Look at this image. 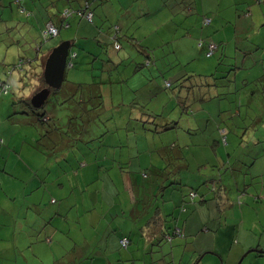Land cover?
Instances as JSON below:
<instances>
[{
    "label": "rangeland",
    "instance_id": "374dc122",
    "mask_svg": "<svg viewBox=\"0 0 264 264\" xmlns=\"http://www.w3.org/2000/svg\"><path fill=\"white\" fill-rule=\"evenodd\" d=\"M27 1L29 2L28 9L34 10L35 12L38 10L42 11L43 14L41 17L46 20V9L40 1H43V3L46 1L47 5V0H34L35 6H33V0L31 2L29 0H20V5H24ZM167 1L168 0H120L121 6L115 1L118 9H121V7L125 5L133 4L132 9L129 8L128 12H135L136 15L133 16L139 17L135 23L128 24L131 26L128 28L131 29L135 36V42L130 45L127 40L120 37L117 41L122 48L118 51L113 49L112 44H110L113 40L106 31L97 35L96 40L98 43L92 38L95 32L94 26L98 25L99 20L97 15H100L101 7L106 5L112 11L116 9L114 2L111 0L102 2L93 0L91 2L88 11L92 13L90 22H93V24L87 23L81 17L68 18L62 22L63 25H60L59 22L55 24L59 31L58 35L49 39L41 37L40 31L33 28L36 27L33 23L30 26L23 20L24 16L21 17L19 5L15 0H0V62L4 61L6 63L0 65V76L5 73L8 63H13L17 57L33 58L35 56L34 50L38 47L42 48V52H46L48 49L56 47L60 41L70 40L74 42L72 51L76 53V58L74 60L75 68L65 69V76L68 81H63L61 86L53 94H49L45 103L39 109L40 112L44 111L50 120L38 128L34 125L29 126V123L26 124V122H31L33 115L20 114L22 107L17 104V101L20 98L28 96V90H30V88H28L27 85H23V88L21 87L22 83L19 80L20 73L18 69L13 72L11 77V88H9L8 93L6 95L0 93V138L3 140L5 139L6 142L7 137L12 135L14 138L13 143L7 146L9 148V154L4 155V159L8 161H6L7 171L2 172V169H0V248H11V250L17 248V243L21 242L19 241V237L21 235L23 221L26 226L27 221L31 222L32 220H36V222H43V219L49 221L55 216L52 223L64 230L63 224L58 223L59 214L66 215L68 220L73 222L80 216L78 211H83L85 199L93 203L95 193L85 197V192L80 189V185L82 187L85 185V182L82 181L81 174L86 171L79 168L76 162V159L82 156L78 153L81 149L65 152V143L55 141L57 139L62 141V139H64L63 137H69L71 143L75 142V131H69L70 121L72 122V126H78L82 123V125L88 124L94 128L101 126L100 119L97 117L92 120L88 119L87 123L86 121L84 123V121H82L83 119L79 117L83 113V108L79 103L80 99H86L91 92L95 94L99 91L104 96V105L107 110L111 109L109 101L111 102V100H114L117 103L118 100L122 99L124 102L134 103L128 106L134 105L141 110V114H144V116H146L148 112L156 114L162 113L164 118H159L157 123L161 122L163 119H174L178 122L177 129L175 128L153 134V136L149 133L146 143L141 135L135 136L133 134V142L129 149V154L131 158L133 154H136L137 157L132 158L129 163L123 164L124 167H130L132 171L138 172L146 168L149 165V151L154 150L159 145L163 146L161 152L169 157L172 149L177 150L179 147L195 145V143H201L205 140L207 141L206 143L209 144L206 147L209 149L211 155L210 160L206 162H212L214 151L210 146L216 145V142L223 143L221 130L225 129L224 136L227 138V145L223 144V146L221 143L220 146L216 147L218 148V154H221L225 160L223 170H225L226 173H219L217 178H219V176L221 177V185L224 184V180H229V188L223 194L225 197H228V200L222 198V203H220L218 207V205L216 206L214 204L215 202L217 203L218 193L215 191V193L213 191L208 193L206 186H200L208 183L211 185L214 184L210 181H208V183L207 181L204 182L203 174H205V171L209 173L212 168H218L220 160L219 157L216 156L217 159H215V163L205 165V167H202L199 171H195L191 180H182L184 186H181L179 189L171 190L168 188L164 190L162 193V198L164 200L163 204L167 206L168 210H172L175 215L179 214L181 210L178 208L180 200L191 188L195 187V190L197 189L200 194H204V203L198 201L199 197L193 201L194 205L201 206V209L197 211V218L196 213H193L192 210L193 204L186 206V208L191 209L189 214L192 215L193 213V220L188 226L191 234L202 235L207 232L210 235H215L218 231L219 238L216 247L225 250L228 248L227 239L230 233L234 234L236 231L235 222L232 221L230 217L233 214H237L238 211L243 210L247 213L244 228L252 230L251 234H247L248 237H252L256 242H264V234H262L260 228L252 225L254 220L258 221L264 218V209L262 207L264 197L255 201L253 200V195L240 196L238 191L235 190L236 187L242 183L245 169L239 162L244 159H250L252 160L251 162L256 160V164H259L264 158V141L260 144H253V141L264 140V93H260V89L262 88L257 80V77L262 72V68L259 67L258 69V66L253 64V61L257 59L255 56H248V58L244 56L247 54L260 57L259 54L264 48L261 49L258 45H264V36L262 33H254L253 27H246V31L244 32L243 27L239 26L241 20L245 19L247 16L245 12L251 7L247 8L249 5L245 6L244 4H237L234 6V0H204L206 6L203 10L198 7V0H195V4L190 1L184 2V0H170V2L172 1V4L175 5L173 11L176 12L172 22L152 27L156 22L163 21L164 17L159 7L161 5L160 2L166 3ZM220 2L222 5L219 8V12L230 20L231 26L209 27L200 25L201 16L207 15L210 17L208 14L201 13L208 10L218 11V4ZM62 7L63 5L60 6V10L64 8ZM190 7L193 8V12L188 10ZM196 8H200L201 13L196 12ZM165 10H168V7H165L162 12ZM147 12H149V15H147ZM36 13L38 15L41 14V12ZM128 17L130 18V15ZM165 18H169V16H165ZM19 20L20 22L18 23ZM222 22H220L219 25L226 23L224 20ZM225 25L227 26V24ZM41 27H43V24ZM104 36H106V38ZM40 41H43V43ZM199 41H202L201 47H198ZM210 41L219 45V47L208 57L206 56V51L207 43ZM106 42H109V44H105ZM256 46H258L259 49H257ZM125 54L128 55L124 56ZM116 55L119 57L123 55L127 60L129 59L131 61V69L136 66V63L144 64V67L130 77L128 84L124 85L122 91L117 85L111 86L109 89L104 86L101 90H98L97 87L90 86L88 87V92L85 90L78 91L72 89V82L82 83L89 81L91 71H88V63L92 60L91 56L96 57V60H105L110 58L116 59ZM147 55L150 56L154 63L149 67L144 63ZM100 67H102V63L99 61L94 66L95 70H92L93 73L97 74V72H99L98 68ZM109 67V65H105V68ZM126 68V71H124L122 75L128 72L127 70L130 68L129 65H127ZM235 71L236 73L233 78H235V87L238 91L227 97L225 101L213 100L214 102L211 101L209 104L202 105V109L209 111L207 115L212 116L209 120L208 118L204 119L202 117L195 120V117L205 114L198 111L199 104L197 103L191 105V111L189 109L188 113L182 112V106L177 104L176 96H186V92L182 91L178 93L177 90L171 89L177 84L178 80L181 82L183 78L189 76V81L193 82L195 81V77H199V75H208L211 73L223 74L226 72L233 74ZM115 79L116 77L114 75L112 80L115 81ZM168 82L171 83V88L168 87ZM130 89L136 90L133 93ZM250 90H253L254 93L258 95L249 100L246 93ZM108 92H111V94H108ZM233 98L236 99L234 104L236 109L239 110L242 116L247 115V122H241L240 119L242 116L237 117L235 113L231 115L228 112H223V110L226 111V109H235L234 105L229 103V100ZM13 103L16 104L14 107ZM128 106L125 107L129 110L134 107ZM217 115L221 116L220 119H223V123L219 121ZM70 118L72 120H70ZM226 118H229V120L226 121ZM256 118L261 119L260 124L263 125L261 128H259V122L256 121ZM207 120L208 122H206ZM3 122L9 125V127L13 126V130H11V128L6 129V131L5 128L1 130ZM120 123L124 124V121ZM127 125L128 127L134 126V128H136L137 122L135 120H130L127 122L126 126ZM49 126H56V128H58L53 132H57L56 137L60 136L59 138H50L49 135L46 134V131H49ZM219 128L220 130H218ZM189 129L195 130V132H189ZM102 131V129H98V132ZM115 133L112 134V139L106 134L101 143L108 144L109 140L113 141L115 139V136H122L119 133ZM35 137L38 142L33 141ZM107 137L109 140H107ZM49 143L50 145H48ZM93 143L98 144V141L96 140L92 142V144ZM2 145H6V143ZM101 149L102 147L99 151H101ZM36 151H38V153ZM49 152H53V154L49 155ZM28 153L31 155H28ZM61 153L72 160L74 167L77 169V172H79V181H76L75 178L71 179V168L66 163V158L59 156ZM19 154L22 155L23 161L27 160L25 165L29 164L31 169L41 170V172L44 170L43 173L48 169V166L54 164L47 181L48 187L54 172L62 174L64 179L63 187L58 191L61 192V194L59 195L57 191H55L54 196H48L49 198L54 197V200L57 201L66 197V208L60 210L62 213L59 212L57 215H54L59 211L57 208L58 203L48 204L50 207L47 212L37 210L35 207L31 206V204L27 203L23 197L21 198V195H18L19 191H15L14 188H8L11 186L9 184L12 183V179H14L8 171L15 162V158H19ZM1 155L2 152H0V157ZM48 157L51 158L48 159ZM169 162L168 160L167 163ZM196 163L195 161V166ZM252 170L253 173H259L261 169L259 167H253ZM31 174H34V172ZM230 174L231 176H229ZM14 177L17 178L20 177V175H14ZM3 178L5 181H3ZM17 180L18 179H14V184L19 183ZM71 182L74 184H70ZM72 187L73 189L75 188L74 194H71ZM6 194L9 195L5 197L4 195ZM46 194L47 192L45 193V197ZM134 196L135 199L129 200L130 206H133L134 202L142 203L145 201L143 196H150V193L145 191V188L140 187L139 189H135ZM214 199L216 200L214 201ZM159 200L161 201V199ZM101 202L103 203L102 199ZM21 211L22 217H20ZM99 211L98 208H95L86 212V214H96ZM217 211L220 213V216L217 215L219 214ZM84 215L85 214H82L83 217ZM209 216V220L207 219L203 222V220ZM184 218L185 214L177 219L175 222L176 226L183 228ZM112 220L114 224L118 225L117 220L114 219V215H112ZM120 220L123 221L122 218ZM47 226H50V224L48 223L45 227L47 228ZM72 226L74 227L72 237H79V229L75 225ZM43 227L42 224L39 225L38 230L46 229ZM125 227L127 228L126 224ZM75 228L77 230H75ZM34 231L31 237L25 236L23 239V243H26L28 247L30 246L31 240H34L32 239ZM13 234H15V241L14 245L11 247V237ZM121 234H123L121 231L117 232L115 239ZM125 235L133 236L129 233V229L125 231ZM36 236L35 234L33 235L35 239ZM38 237L39 236H37V240ZM205 240L206 239L202 237H198L196 238L195 245H202L205 243ZM155 243L156 241H153V244ZM137 244L143 254L145 251L144 248L148 250L151 246H146L144 240L134 234L128 251H125V249L120 251L118 247L117 251L121 255L130 256L132 253L140 251L137 250L135 246ZM210 244L212 245L213 243L211 242ZM100 248L102 249V245H100ZM169 250L170 244L168 242L164 241L160 243L159 246L154 245L153 251H160L159 260L154 264H170ZM189 251L190 247L185 245L184 253L188 254ZM14 256L15 255L12 256L10 253V257H7L8 264H11ZM207 257L210 258L209 256ZM84 258L85 257L77 256L73 258V261L78 264L82 262ZM116 258L120 260L119 255ZM164 260L165 262H163ZM120 264L123 263L120 261ZM135 264H143V262L139 259ZM144 264L149 263L145 262Z\"/></svg>",
    "mask_w": 264,
    "mask_h": 264
},
{
    "label": "trees",
    "instance_id": "16d2710c",
    "mask_svg": "<svg viewBox=\"0 0 264 264\" xmlns=\"http://www.w3.org/2000/svg\"><path fill=\"white\" fill-rule=\"evenodd\" d=\"M17 4L19 5V13L21 14V17H23L26 21L27 24L31 26L33 23L36 27H33L34 29L40 31L41 37L45 39H49L51 37L49 36H44V31L46 29V26L48 24L53 25L54 27L57 28V25H61L64 20L71 18V17H81L83 18L84 21H86L89 24H93V22H90L86 20L83 17V13L88 10V8L91 5V2L93 0H47V5L46 1L43 3V1H40L46 9V14H45V19L44 20L42 16V11L38 10L36 12H41L40 15H38L34 10L28 9V4L29 2L27 1L24 5H20V0H15ZM30 2L32 0H29ZM60 1V3H59ZM97 1H105V0H97ZM260 2V0H257ZM63 5V9L60 10V6ZM65 5V6H64ZM22 6V7H21ZM31 6V5H30ZM33 6H35L34 0H33ZM31 8V7H30ZM87 9V10H85ZM85 10V11H84ZM175 13V11L169 13L170 20L173 19L172 14ZM47 15V16H46ZM202 18V25L203 26H208L210 23L211 19L209 17H201ZM209 19V23L205 24L204 20ZM98 25L94 26L95 27V32L93 33L92 38L98 43L96 40L97 35L100 33L105 32L106 30H111L108 35L110 38L113 40L112 47L114 50L120 51L122 46L119 44L117 39L120 37H123L125 40L129 42L130 45L134 43V35H127L125 37V34H120L118 32V29H115L114 27H104L100 22L101 19L98 16ZM20 20L18 21V23ZM163 23H169V22H161L159 25ZM43 24V27L41 25ZM46 25V26H45ZM58 25V26H60ZM63 25V24H62ZM158 25V26H159ZM41 27V28H40ZM105 28V29H104ZM58 30V28H57ZM59 32V31H58ZM58 35V34H57ZM56 35V36H57ZM55 37V36H54ZM43 40V39H42ZM201 40V39H200ZM43 43V41H40ZM63 41H60L61 43ZM100 42V41H99ZM69 49H68V56L66 59V68H75V58H76V53L72 51V47L74 42L69 40ZM109 44V42L105 43ZM214 44L215 48L210 51L209 45ZM202 41H199L198 47H201ZM218 45L213 43L212 41L207 43V51H206V56H211L213 52L218 48ZM53 48L48 49L45 53L42 52V48H37L34 50L35 56L33 58L31 57H17V59L14 60L13 63H8V67L5 70V73L0 76V93H4L6 95L9 91V88H11V77L13 75V72L18 69L19 71V80L22 83L21 87L23 88V85H27L30 90H28L29 95L23 98H20L17 101V104L22 107V110L20 114H26V115H33V119L31 122H26L29 126L34 125L35 127H39L49 121L50 119L47 117L46 113L44 111L40 112L39 109L43 106V103L41 107L39 108H34L31 103H30V98L32 95L37 93L39 90H41L44 87H47L46 83L44 82L43 79V67L45 60L49 53L51 52ZM44 53V54H42ZM42 54V55H41ZM128 54H125L126 56ZM123 55L120 57L116 55V59L110 58V59H105V60H96L94 56H91L92 60L88 63L89 68L88 71L90 72V78L88 82H82V83H75L72 82L71 84L72 89L74 90H85L88 92V87L94 86L97 87L98 90L103 89L104 86H106L107 89L111 86H118L120 87L121 91L123 90V87L125 84H128V81L130 77L137 73L142 67H144V64H135L136 66L131 69V61L126 59ZM97 61V62H96ZM102 63V67L98 68L99 72L97 74H94L92 70L94 69V66L98 62ZM68 63L70 66H68ZM144 63L147 64V67H149L151 64H154L150 58V56H146ZM6 64L4 61L0 62V65ZM109 65V68H105V65ZM129 65V69L127 70L128 72L125 75H122L124 71H126V67ZM236 71L231 74L230 72H226L223 74H208V75H199V77H195V81H189V76L183 78V80L180 82L178 80L177 84L174 85L173 87L170 85L171 83L168 82V87L171 89L177 90V92L181 93L182 91L186 92V96L183 95L182 97L176 96V102L178 105L182 106V112L188 113L189 109L191 111V105L194 103L199 104V109L198 111H201L202 113H205V109H202L203 104H209L211 101H225L227 97L233 95L238 91V89L235 87V76ZM115 75L116 79L115 81L112 80V77ZM261 75V74H260ZM258 76L257 80L259 85L261 86L262 89H260V93H264V79H262V76ZM105 76V77H103ZM202 77V78H201ZM63 81H68L66 79L65 73L63 77ZM62 81V82H63ZM71 82V81H70ZM131 92H135L136 89L132 90L130 89ZM56 91V89H50V94H53ZM112 92V91H111ZM111 92H108V94H111ZM258 94H255L253 90H250L246 93V96L250 99L253 97L257 96ZM190 97V98H189ZM193 98V99H192ZM213 101V102H214ZM174 102V103H176ZM236 102V99L233 98L229 100V103L234 105ZM16 103V102H15ZM13 103V107L16 105ZM80 105L82 106L83 113L79 117L83 119L82 121H88V119L92 120L95 119L96 117L100 119L101 126L94 128L88 124L85 125H74L72 126V122L70 121L69 125V131L73 132L75 131L76 136H75V142L71 143V139L69 137H63L62 141L59 138L60 136H57L56 131L58 128L56 126H49V131H46V134L49 135V137L57 139L55 142L59 143H65V152H69L70 150L73 151L81 149L79 154L82 156L78 159H76V162L79 165V168H87L90 167L93 170L99 172V170H104L106 172H113L114 171H120L121 174H127V177L131 179V181H134L137 183L136 185L132 186L131 190L129 189L130 197L131 199H135L134 196V191L135 189H139L140 187L145 188V191H148L150 193V196H143L144 200L142 203H137L134 202V205L137 206L138 210L140 211V208H142L144 205L145 207H148L150 204L155 205L157 204L158 200L160 203H163L164 200L162 198V193L163 190L170 187L172 190L174 189H179L183 185V181H188L193 178V175L195 174V171H199L202 167H205V165H209L206 161L210 160L207 159L211 158V155L209 153V149L206 147L209 144L206 143L207 141L204 140V142L201 143H195V145H190V146H183L179 147L177 150L172 149L171 154L169 157L167 155L163 154L161 151L163 149L162 145H159L157 148L154 150L149 151V165L146 168H143L140 171H132L130 167H124L123 164H127L130 162L132 158L137 157L136 154H133V157L131 158L129 154V149L131 148V144L133 142V134L135 136L141 135L142 139L147 142V136L150 133L151 136L153 134L161 133L167 130H172V129H177L178 128V122L174 119H169L165 120L163 119L161 122L157 123L159 118H164L163 114H156L152 112H148L146 116L144 114L142 115L141 110L136 108L134 106L132 109H128L125 106H128L129 104H134L130 102H124L122 99L118 100L117 103L114 100H111L110 107L111 109L107 110L106 106L104 105V96L103 94L99 91L97 93L91 92L89 94V97L86 99H80L79 101ZM216 104V103H215ZM218 104V103H217ZM128 106V107H130ZM235 107V105H234ZM224 113H229L233 115L235 113V116L241 117V113L239 110L236 109H226V111L223 110ZM216 113V112H215ZM263 113V112H262ZM107 114V115H106ZM106 115V116H105ZM262 115V114H261ZM260 115V116H261ZM1 117V116H0ZM219 118V121L223 123V119H220L221 116L217 115ZM208 118V116L206 117ZM204 118V119H206ZM198 117H195V120H198ZM70 120H72L70 118ZM130 120H135L137 122L136 128L134 126L128 127L126 126L127 122ZM209 120V118H208ZM208 120L206 122H208ZM229 120V118H226V121ZM241 122H247V115H243L241 117ZM121 121H124L123 123H120ZM256 121L259 122V128H261L263 125L260 124L261 119L256 118ZM4 123V122H3ZM2 123V125H3ZM130 123V122H129ZM3 127H1L2 129ZM8 128H11L13 130V126L8 125ZM7 128V129H8ZM98 129H102V132H98ZM220 130V128L218 129ZM224 130H221L222 132V142H216V145H212V150L214 151V154L212 155V159H217L216 156H218V146L225 144L227 145V138L224 136ZM6 131V129H5ZM122 131V132H121ZM189 132H195V130H188ZM53 132V133H52ZM116 132V133H115ZM51 133V134H50ZM121 134L122 136H115V139L113 141H110L109 138L107 137V140H109L108 144H102V139L104 136L107 134L110 136L112 139V134ZM228 134V132H227ZM36 138V137H35ZM49 138V139H50ZM69 138V139H67ZM145 138V139H144ZM7 140H3L0 138V146L4 143H6L5 147L6 149H9L7 146L12 144L14 141L13 136L7 137ZM11 140V142H10ZM98 141V144L93 143L94 141ZM264 140H256L253 141L255 142H263ZM35 142H38L36 139ZM253 143V144H254ZM23 144V143H22ZM92 144V145H90ZM50 145V143L48 144ZM217 146V147H216ZM224 146V145H223ZM76 147V148H75ZM102 147L101 151L99 149ZM111 148V149H110ZM38 153V151H36ZM216 152V153H215ZM76 153V152H72ZM157 153V154H156ZM53 154V152H49V155ZM221 155V154H220ZM59 156H63L66 158V163L69 165L70 169V175L71 179L75 178L78 176L79 172H77V169L74 167L72 160L68 159L65 154L61 153ZM19 163L23 161V159H20L19 155ZM170 161L167 163V161ZM7 160H3V165H6ZM195 161L196 166H195ZM8 162V161H7ZM224 162L225 160L222 159L220 161V165L218 168H212L216 170L217 174L214 176H204V182L210 181L211 183H214L213 185L211 184H205V185H200V186H206V190L209 193L210 191H215L218 193V195L224 194L226 191L224 190L225 185H221L220 183L222 182L221 177L217 178L219 173H226L224 169ZM237 162V161H236ZM7 166V165H6ZM13 166V165H12ZM5 167V166H4ZM3 169V168H2ZM3 172V171H2ZM34 170V173L41 175L43 172ZM231 176V174L229 175ZM214 177V178H210ZM37 180V177H35ZM15 179V178H14ZM18 179V189L24 188L25 193H24V199L27 200L29 204L33 207H37L39 210H44L45 208L49 207L48 204H56L58 203V209L59 211L57 213L61 212L60 207L66 208V197L63 199L54 200V197L49 198V195H53L51 193L55 192L59 189V187L63 184L64 179L62 174L59 173H53V177L51 179L50 185L41 187L37 186L36 184L33 183V180L29 179ZM78 179V178H75ZM210 179V180H209ZM183 180V181H182ZM14 184V183H13ZM41 185V184H39ZM17 187V185H16ZM9 188V187H8ZM24 191V190H23ZM22 191V193H23ZM71 194L75 193V188L71 190ZM18 192V191H17ZM46 194V197H42V195ZM191 192H193V196L191 195ZM214 192V193H215ZM70 193V192H69ZM211 193V192H210ZM9 194L4 195L7 197ZM18 195H21L20 192ZM41 197V198H39ZM187 197V198H186ZM199 197V202L204 203V194H200L197 189L195 190V187L191 188V190L186 194L183 195V198L180 200V204L178 206L180 210V213L175 215L174 213L166 215V217L162 218L161 221L156 217L160 211L159 205H156L153 210L151 211L150 216H146L144 218L141 217H132L131 218V230H129L130 234H138L137 236L144 240L146 246H150V248L147 250V248H144V254L142 253L141 249L139 248V245H135L137 250H140L139 252L132 253L129 257L132 259L131 256H136L140 255H145L146 250L153 252V246H159L160 243L162 242H168L170 244V249H171V242L176 239V238H185L184 233L182 232V229L176 224H172L173 222H176L177 219L180 218V215L182 213H186L187 205H192L194 204V200H196ZM255 201L262 199L257 196H253ZM22 198V196H21ZM38 198V199H37ZM36 201V202H35ZM64 203V204H63ZM142 206V207H141ZM136 210V214H141L142 212H138ZM81 214V212H80ZM147 214V213H145ZM63 217V218H62ZM55 216L52 217L54 219ZM59 218L62 219L63 222V237L62 241H64V244L66 246H61L60 251L68 252L70 249L68 245H72L70 238L72 237V234L74 232V227L72 225H77L78 219L74 220L73 222H70L67 218L66 215L64 214H59ZM51 219V220H52ZM43 221L42 225L45 227L48 223L50 226H47L46 229H40L38 230L39 227H30L29 230V237H31L32 232L34 231V234L39 236L37 240L33 237V241L31 240L30 246L28 247L26 243H23L22 247L18 248V250H13L11 252L7 253V256L10 257V253L15 255L13 257V260L11 261L12 264H56L59 260L60 257L54 256L53 255L55 251V246H53V242H50V238H52L51 233H48L46 230L50 229L51 232L55 233L56 235H61L59 233H62V231L54 224L52 221ZM124 220H129L126 216H124ZM255 226V225H254ZM43 227V228H44ZM180 229L181 232L179 234L176 233V229ZM259 228H261L259 226ZM75 230H77L75 228ZM43 232V234H42ZM76 232V231H75ZM252 230H249V233H251ZM77 233V232H76ZM158 236V238H156ZM118 240V249L120 251H128L129 245L132 242L133 236L131 235H125V232L121 234ZM125 240V243L122 244V241ZM156 240V243L153 244V241ZM74 248V247H73ZM183 249V246H182ZM170 250H169V255H170ZM261 254H264L262 252ZM188 255H191V251L188 252ZM134 258V257H133ZM139 258V257H138ZM130 259H128L127 262ZM49 262V263H45Z\"/></svg>",
    "mask_w": 264,
    "mask_h": 264
},
{
    "label": "crops",
    "instance_id": "0c3cea01",
    "mask_svg": "<svg viewBox=\"0 0 264 264\" xmlns=\"http://www.w3.org/2000/svg\"><path fill=\"white\" fill-rule=\"evenodd\" d=\"M105 1H108V0H105ZM111 1L114 2V6H116L115 1L121 6L120 0H115V1L111 0ZM185 1H190L191 3L195 4V0H184V2ZM160 4L161 5L159 9L161 10V13L163 14L164 19L163 21L156 22L152 27H157L161 22H172L173 20V19L170 20V16H169V13L173 12V7L175 6L172 4V1L170 2V0H168L166 3L160 2ZM233 4L234 6H236L237 4H244L245 6L249 5L247 6V8L251 7L249 10L245 12V15L247 16L245 17V19H242L240 22L241 24H239L240 27H243L244 32L246 31V27H253L254 33L255 32L258 34L262 33L264 36V0H260V2H258L257 0H234ZM132 5L133 4L125 5L121 7V9H118L116 6V9L114 11L110 10V8H108L106 5L102 6L100 9L101 10L100 15H97L101 19L100 23L104 27L107 26L109 28L114 27L115 29H118V32L120 34L132 35L131 29L128 28L131 26L128 24L135 23L139 19V17L133 16V15H136L135 12H131V13L128 12L129 8L132 9ZM221 5L222 3L220 2L218 4V11L208 10L204 13H201L200 8H202L203 10L206 4L204 3V0H198V7L200 8H196L197 9L196 12H199L201 14L210 15V17L207 15L201 16V17L206 16L211 19L210 23L208 24L209 27H222V26L230 27L231 26L230 20H228L226 16H224L223 14L219 12V8ZM165 7H168L169 11L165 10L162 12V10ZM188 10L190 12H193L192 7H190ZM175 13L172 14V17L174 16ZM210 13L212 14V16ZM129 15H130V18L128 17ZM147 15H149V12H147ZM165 16H169V18H165ZM223 20L226 23L222 24ZM200 21L201 22L199 24L202 25V18L200 19ZM220 22H222L221 23L222 25H219ZM225 24H227V26ZM111 31L112 29L106 30V33H110ZM127 35L125 37H127ZM104 37L106 38V36ZM133 42H135V40ZM258 46L261 49L264 48L263 44L258 45ZM258 46H256L257 49H259ZM217 47H219V45ZM259 55L260 57L256 55H247V54L244 56L245 58L246 57L248 58V56H255L257 58L256 61H253V64L258 66V69L259 67L262 68L261 75H263L262 79H264V69H263L264 50H262ZM207 112L209 111L206 110L204 115L197 116V117L206 118L208 116ZM210 117L212 116L209 115L208 118ZM4 128L5 129L8 128V125L6 123H3L2 129ZM33 141L35 142L36 138H34ZM256 144H260V143L255 142L254 145ZM0 152H2V155L0 157L1 158L0 159V165H1L0 169L3 168L1 171H7V166L6 165L2 166V164H4L3 163L4 155L9 154V149H6L5 145H1ZM19 155H20V159H23L22 155L21 154ZM28 155H31V154L28 153ZM218 157L220 161L223 159V157L220 154H218ZM50 158L51 157H48V159ZM206 158L210 159L207 156ZM18 159L15 158V162L13 163V166L8 171L10 175L13 178H15L14 175H20V177H17V178H20L23 180L24 179L33 180L34 181L33 183L36 184V187L37 186L41 187L43 185V187L41 188H43L44 190V186L47 185V181L54 167V164L51 166H48V169L43 174L38 175L36 173L31 174L32 172H34L33 171L34 169L33 168L31 169L29 164L25 165L27 160L19 163ZM251 161L252 160L250 159H244L239 162V164L244 166L245 169L243 172L242 183L239 186H237L235 190L238 191L240 196H243V195L252 196L253 195V196L263 198L264 197V158L260 161L259 164H256V160L254 162H251ZM207 163L213 164L215 163V159L213 158L212 162H207ZM253 167H259L261 169L260 172L253 173V170H252ZM24 168H25V173H24ZM84 170L86 171L81 174V178H82V181L85 182V185L83 187L80 185V189H82V191L85 192L84 193L85 197L87 195H92L93 193H95V198H94L93 203L85 199V202H84L85 206L83 208V211L81 212V214L78 211L80 216L77 218L78 222H77V225L75 223V226L79 229L80 236L76 238L69 237L73 246L68 245L70 250L68 252H64V251H60L62 250L61 246H66L64 244V241H62L63 230L59 226H57L62 231V233H59L61 235H58V234L56 235L55 233L51 232L50 229L46 230L48 233H51L52 238H50V242L52 241L53 242L52 245L55 246V251L53 255L54 254H56L54 256L58 255L60 257V260H62V261L59 260L56 264H77L76 262L73 261V258L77 256L85 257L84 260L78 264H120V261L123 264H127V263L135 264L136 261H138L139 259L142 260L143 264L145 262L149 264L156 263L159 260V252L161 250L156 251V252L154 251L151 252L150 250L149 251L146 250L145 255H141V253H139L140 255H137V257L139 258H137L136 256H131L132 257L131 259L127 255L124 256V255L119 254V252L117 251V247H118V240L119 238H121L120 237L121 235H119L116 239H115V235L117 232H120V231L121 233H124L127 229L131 230V218L132 217L144 218L146 216H150L151 211L156 205H159L160 207V211L158 215L156 216L159 219V221H161L162 218L164 220L166 215L174 213V212L172 210L171 211L168 210L167 206L164 205L163 203H160L158 200L157 204L155 205L150 204L148 207H145V205L143 207L141 206L142 208H140V211L142 213L136 214V210H138V208L135 205L133 206L129 205V200L131 199V197H130V193L128 192L129 189L131 190L132 186L137 184L135 180L131 181V179L127 177V174L125 173L121 174L120 171L119 172L114 171L113 173V172H106L104 170H99V172H97L90 167H87ZM38 171H41V170H38ZM43 171L44 170H42V172ZM216 173L217 172H215V170L213 171L212 169L209 173L205 171V174L203 175L204 176H214L216 175ZM35 177H37V180ZM75 178H79V174ZM0 180H1V177H0ZM77 180L78 179H76V181ZM3 181H5L4 178H3ZM11 182L12 183L9 184L11 185L9 189L14 188L15 191H19L21 196L24 198L25 189L24 188L18 189V183L13 184L14 179H12ZM72 183L73 182H71L70 184ZM224 185H225L224 190L227 191L229 188V180H224ZM62 187H63V184L57 190V193L59 195L61 194V192H58V191L62 189ZM168 188L171 189L170 187ZM71 189H73V187ZM51 193L53 194L52 196L55 195V192L51 191ZM44 196H45V192L42 195V197L44 198ZM222 198H224L225 200H228V197H225L223 194L222 195L220 194L218 195L217 203L215 202L214 204L216 206L218 205L219 207V204L222 203V200H223ZM101 199L103 200V203L101 202ZM215 200L216 199H214V201ZM49 207L45 208L43 212H47ZM262 207L264 209V203L262 204ZM35 208L37 209V207ZM95 208H98L100 211L97 212L96 214H86V212H89ZM60 209H62V206L60 207ZM199 209H201V206H197L196 204L192 205V210H193V213L194 212L196 213V218H197V211ZM140 211L138 210V212ZM190 212H191V209H187L186 213H182L180 215V218H181L182 215L185 214V218H184L185 221L183 223V228H181L182 232L185 235V238H182V239L176 238L171 242L172 247L170 249V253H171L170 254V264H237L239 259L245 253H246V256L242 259L240 264H264V254H261L262 251L264 252V242L262 241L256 242L254 241V239H252V237H248L247 234H251V233H249L248 229L244 228L245 223H246L247 213H245L243 210L238 211L237 214H233L230 217V219L235 222L236 231L234 232V234L230 233L227 239L228 248H226L225 250H223L222 248L218 249L216 247L217 240L219 238L218 231L215 233V235H210L207 232L202 235L191 234L189 232L188 226L193 220L192 219L193 213L192 215H190L189 214ZM82 214H85L84 217L82 216ZM112 215H114V219L117 220L118 225L114 224V221L112 220ZM217 215L220 216V213ZM124 216H126L129 220L125 221ZM20 217H22V211L20 212ZM121 218L127 225V228L125 227L124 222L120 220ZM209 218L210 216L204 219L203 222H205L207 219L209 220ZM54 219H52L51 221L53 222ZM58 223L63 224L61 218H59ZM41 224L42 222H39V221L36 222V220H32L31 222L27 221V224L25 226L24 221H23L21 235L19 237V241L21 242L17 243L18 244L17 248L14 250H18V248L22 247L24 237L30 235L29 233L30 227H34V226L39 227V225ZM263 224H264V218L258 221L254 220L252 222L253 226L255 225V227H258V228L259 226L261 227L260 231L262 232V234H264ZM132 235L134 236V234ZM198 237H202L203 239H206L205 243L202 245L196 246L195 242H196V238ZM156 238H158V236ZM11 241H12V245H11L12 247L15 241V234L12 235ZM211 242L213 243L212 245L210 244ZM100 245H102V249L100 248ZM185 245H188L190 247V251H191L190 256L184 253ZM182 246H183V249H182ZM252 250H257L260 253L254 252ZM11 251H13L11 250V248L10 249L0 248V264H8L7 253ZM118 255L120 257V260L116 258ZM207 256H209L210 258H208ZM128 259H130L129 260L130 262H127ZM163 262H165V260ZM45 263H49V262H45Z\"/></svg>",
    "mask_w": 264,
    "mask_h": 264
},
{
    "label": "water",
    "instance_id": "95a60500",
    "mask_svg": "<svg viewBox=\"0 0 264 264\" xmlns=\"http://www.w3.org/2000/svg\"><path fill=\"white\" fill-rule=\"evenodd\" d=\"M69 45V41H63L54 47L47 56L43 67V79L47 87L42 88L31 96L30 103L34 108L42 106L50 94V89L57 90L61 86L65 73ZM252 251L260 253L257 250ZM245 256L246 253L239 259L237 264H240Z\"/></svg>",
    "mask_w": 264,
    "mask_h": 264
},
{
    "label": "built area",
    "instance_id": "2783aa9c",
    "mask_svg": "<svg viewBox=\"0 0 264 264\" xmlns=\"http://www.w3.org/2000/svg\"><path fill=\"white\" fill-rule=\"evenodd\" d=\"M85 10H87V9H85ZM84 10V11H85ZM88 11V10H87ZM84 12L83 13V17L86 19V20H89V21H91V18H92V13L91 12ZM209 19H205L204 20V23L205 24H208L209 23ZM58 34V30H57V28L56 27H54L53 25H51V24H48L47 26H46V29H45V31H44V36H49V37H54V36H56ZM215 48V45L214 44H210L209 45V49H210V51L211 50H213ZM68 66H70V64L68 63ZM191 195L193 196V192H191ZM181 232V230L178 228V229H176V233L177 234H179ZM182 233V232H181ZM123 243H125V240H123L122 241V244Z\"/></svg>",
    "mask_w": 264,
    "mask_h": 264
}]
</instances>
